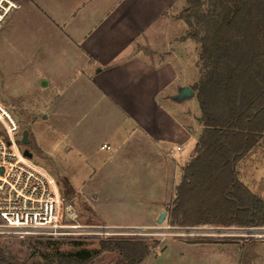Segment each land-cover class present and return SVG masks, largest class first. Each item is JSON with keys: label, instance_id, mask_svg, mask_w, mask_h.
I'll return each mask as SVG.
<instances>
[{"label": "rangeland", "instance_id": "obj_1", "mask_svg": "<svg viewBox=\"0 0 264 264\" xmlns=\"http://www.w3.org/2000/svg\"><path fill=\"white\" fill-rule=\"evenodd\" d=\"M50 3L55 5L60 4V1ZM182 3L180 8L177 6L180 15L187 5L186 0H182ZM15 4L13 12H10L0 26V104L15 115L19 123L21 139L23 132L28 131L30 142L27 145L21 144V147L28 148L33 153L31 158L33 162L55 176L59 182L62 177L69 179L75 192L68 196L64 193L63 187L61 190L64 198L77 206L82 223L113 228L119 227L115 224L139 223L140 220L136 218L145 211L147 203L138 199H117V196L131 198L132 195H118L116 191L125 181V178H121V171L125 173L128 169L134 170L135 166L140 164L134 162L132 151L130 155L124 156V149L132 148L128 144L122 148L118 156L130 160L122 161L116 157L111 159V155L115 153V143L119 142L117 140H124V137L132 132L135 122L131 117L137 119L141 114L137 113L141 107L152 106L151 110H153L163 101L165 105H175L174 109H179L176 110L177 114L178 111L181 112L180 116L176 114V117L182 122L185 121L191 128V135L184 142L181 140V145L172 146L173 151L178 146L182 151L176 150L173 157L166 156L168 168L171 170L175 167L172 158L181 167L186 166L193 159V152L203 129L196 92L183 102H172L159 97L153 106L151 96L146 98L134 96L128 88L130 82L116 77V70L110 74L113 79L98 73L103 65L96 63L97 60L89 64L85 51L82 48L80 49L83 51L77 49L78 45L69 42L65 32L56 25V27L54 24L51 25L34 7L25 5L23 0H18V3L15 1ZM177 4H180L179 0ZM166 24L168 25L167 20L161 18L156 22V27L163 32ZM169 25V38L165 34L158 35L157 43L160 48L179 45L178 42L169 41L173 36L183 34L181 25L184 24L177 18L173 21L170 19ZM121 26V30L118 31L120 36L114 37L115 39L110 36V28H106L107 36L103 46L107 50L103 52L100 62H105L111 53L118 51L115 47L111 48L112 45H120V47L127 45V42L123 41L125 35L122 31L127 24L121 23ZM185 26L186 35L189 27L187 24ZM118 32H114L115 35ZM144 42L138 39L137 45H144ZM201 50L200 43L191 39L190 56L185 53L183 72L178 77L180 81L172 83L170 88V90L176 88L175 94L180 86L192 87L198 83L202 67ZM125 55L126 52L122 53L117 60L121 62ZM161 74H163L162 67ZM117 88L121 89L123 94L118 95L115 92L114 95L107 91ZM130 111L132 114H127ZM138 134V132L134 133L133 138ZM105 145H109V148ZM236 169L241 182L264 200V136L259 144L237 164ZM124 176L127 178L126 173ZM172 197H176L175 192ZM171 204L172 202L166 204L167 209ZM176 227L180 230H176ZM187 227L194 228L192 235L185 233L184 229ZM215 227H235L241 230H237L236 234L239 235L234 237L204 235L215 231ZM124 228L127 231L124 235L114 236L20 239L3 235L0 236V247L16 256L17 261L13 264H47L48 259L57 253L66 255L81 250L98 253L91 264H129L123 253L102 250L103 241L119 244L142 242L148 245L150 254L141 264H187L188 261L192 264L194 261L199 263L200 260L202 263L213 264L218 258L221 260L225 252L215 250V247L203 246V243L207 242L253 241L254 243L248 247L252 246L256 254L264 251V224L255 225L254 228L258 231L253 237H246L240 235L245 233L243 229L248 228L245 225L224 226V224L212 223L192 226L171 225L167 212L162 223L154 222L149 226H124ZM195 231L200 232L195 233ZM196 240L201 242H191ZM188 241L198 244H190Z\"/></svg>", "mask_w": 264, "mask_h": 264}, {"label": "trees", "instance_id": "obj_2", "mask_svg": "<svg viewBox=\"0 0 264 264\" xmlns=\"http://www.w3.org/2000/svg\"><path fill=\"white\" fill-rule=\"evenodd\" d=\"M186 3L181 18L189 31L182 39L202 46L201 77L192 88L203 129L168 208L169 222L263 225L264 200L241 182L236 166L264 136V0ZM60 183L66 195L75 192L66 177ZM101 249L123 253L129 264H141L150 253L142 242L103 241ZM97 254L57 253L47 264H91ZM14 261L0 247V264Z\"/></svg>", "mask_w": 264, "mask_h": 264}, {"label": "crops", "instance_id": "obj_3", "mask_svg": "<svg viewBox=\"0 0 264 264\" xmlns=\"http://www.w3.org/2000/svg\"><path fill=\"white\" fill-rule=\"evenodd\" d=\"M15 1L18 3V0ZM23 1L25 5H30L38 10L51 25L54 24V26L56 25L57 28L65 32L67 40L78 45L77 49L84 50L89 64L91 61L97 60L96 63L103 65L98 73H103L113 79L110 74L116 70V77L124 78L125 82H130L128 88L134 96L138 95L143 98L151 96L153 106L159 97L174 102L172 97L175 95L176 88L171 90L170 88L172 83L179 80L178 77L182 75L186 61L185 53L187 52L190 56L191 46L190 38L186 40H183V37L181 38L186 32V23L181 18L179 10H177L178 7L180 8L184 4L182 0H179L180 4H177L178 0H68V3H66L67 0H59L60 4L55 5L50 2H56L57 0ZM161 18L166 19L168 23L164 26L163 32L156 27V22ZM177 18L184 24L181 25L184 32L179 36H173L169 42H178L179 45L160 48L157 43L158 35L165 34L169 38V21ZM121 23L127 24V27L122 29L125 35L123 41H126L127 45L122 47L112 45L111 48L115 47L118 51L111 53L109 59L105 62H100L103 52L107 50L103 46L107 36L106 28H110V36L115 39L120 36L118 31L122 28ZM127 30H130V32L127 33ZM114 32H118V36ZM138 39L145 41V44L137 45ZM124 52H126V55L119 62L117 59ZM161 67L163 74H161ZM93 74L95 75V73ZM161 81H163L162 84H159ZM107 91L112 92L114 95L115 92L118 95L123 94L121 89L118 88ZM160 92H162V95H160ZM151 108L152 106L141 107L137 112L141 113L140 116L137 119L131 117L135 122V127H133L132 132L128 133L127 137H124V140H117L119 142L115 143V153L111 155V159L116 157V159H122V161L123 159L130 160V158L124 156L130 155L132 151L135 158L134 162L140 164L137 167L135 166L134 170L128 169L125 171L127 178L124 176L125 173L121 171V178H125V181L121 183L122 186L116 193L132 196L131 198L117 196V199H138L147 203L145 211L138 214L136 218V220H140L139 223L115 224L119 227L149 226L153 225L154 222H158L161 212L168 207H166V204L169 205L175 200L172 195L174 192L176 194L177 186L182 181L185 166L181 167L172 158V164L175 167L170 170L166 156L173 157L172 146L181 145L180 141L183 140L184 142L191 135V128L187 126L188 124L185 121L182 122L176 117V110L179 109L175 110V105L168 106L162 101L153 110ZM180 113L178 111L177 115L180 116ZM127 114H132V112H127ZM137 132L139 134L133 138L134 133ZM126 144L131 145L132 148L124 149V156L119 157L118 153ZM177 148L181 147L178 146ZM181 151L178 150V152ZM194 154L195 150L193 156ZM114 172H116L115 168ZM60 186L62 187L61 184ZM73 206L80 215L77 206L75 204ZM188 243L198 244L190 241ZM253 243V241L207 242L203 243V246L215 247V250L225 252L222 254L221 260L218 258V261L213 264H264V251L261 254H256L251 248L252 246L248 247ZM187 264H190V262L188 261ZM192 264L208 263H202V260H200L199 263L194 261Z\"/></svg>", "mask_w": 264, "mask_h": 264}, {"label": "built area", "instance_id": "obj_4", "mask_svg": "<svg viewBox=\"0 0 264 264\" xmlns=\"http://www.w3.org/2000/svg\"><path fill=\"white\" fill-rule=\"evenodd\" d=\"M15 6L14 0H0V26ZM0 125V236L79 238L124 235L127 232L124 227L82 223L73 203L64 198L58 179L24 154L25 148L19 142V123L15 115L1 104ZM175 154L176 151L172 152V156ZM215 228L204 235L234 237L239 235L237 230H241ZM243 230L245 233L240 235L246 237H253L258 231L254 226ZM184 231L192 235L194 228L187 227Z\"/></svg>", "mask_w": 264, "mask_h": 264}, {"label": "water", "instance_id": "obj_5", "mask_svg": "<svg viewBox=\"0 0 264 264\" xmlns=\"http://www.w3.org/2000/svg\"><path fill=\"white\" fill-rule=\"evenodd\" d=\"M194 93H195V91L193 90L192 87H190L188 85H183V86H180L177 89V93L175 95H173L172 98L176 102H183L188 97L189 98L192 97ZM19 142L22 143V144H25V145H27L30 142L29 137H28V131L27 130H25L23 132L22 139ZM24 154L26 156H28L29 158H32L33 157V153L28 148H25ZM166 214H167V211L166 210L162 211V213L160 214V216H159V218L157 220L158 223H162L163 222Z\"/></svg>", "mask_w": 264, "mask_h": 264}]
</instances>
